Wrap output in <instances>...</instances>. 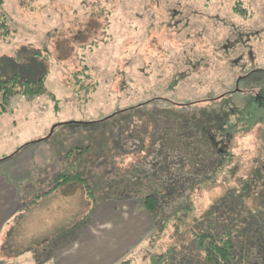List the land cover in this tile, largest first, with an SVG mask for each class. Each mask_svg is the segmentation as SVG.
Wrapping results in <instances>:
<instances>
[{"label":"rangeland","instance_id":"rangeland-1","mask_svg":"<svg viewBox=\"0 0 264 264\" xmlns=\"http://www.w3.org/2000/svg\"><path fill=\"white\" fill-rule=\"evenodd\" d=\"M0 19L8 30L0 36V76L18 80L15 94L0 96L7 134L62 132L71 149L90 146L89 153L88 142L101 145L104 137L105 153L117 156L89 164V183L118 197L140 195L146 211L144 196L156 198L152 226L115 264H208L195 234L209 223L219 231L229 219L245 226V249L257 254L264 243V123H231L247 110L250 91L264 115V0H0ZM153 98L170 103L143 104L149 114L133 108L104 130L86 129L85 122ZM218 106L231 123L222 134L210 130L206 142L197 124ZM144 123L152 136L142 149ZM224 202L233 212L223 211Z\"/></svg>","mask_w":264,"mask_h":264},{"label":"crops","instance_id":"crops-1","mask_svg":"<svg viewBox=\"0 0 264 264\" xmlns=\"http://www.w3.org/2000/svg\"><path fill=\"white\" fill-rule=\"evenodd\" d=\"M39 137L15 139L0 118V264H25L36 252V264H115L129 256L152 226L150 213L140 195L118 197L86 178L89 164L117 153H105L104 137L101 145L88 142L91 158L71 149L62 132Z\"/></svg>","mask_w":264,"mask_h":264},{"label":"trees","instance_id":"trees-1","mask_svg":"<svg viewBox=\"0 0 264 264\" xmlns=\"http://www.w3.org/2000/svg\"><path fill=\"white\" fill-rule=\"evenodd\" d=\"M8 30H5V23H3V21L0 19V36H4L5 33H7ZM255 71L250 72L249 74H246L245 77H251V74H253ZM250 75V76H249ZM17 77V76H16ZM16 77H12V78H8V79H3L0 76V96L3 99V101H5L9 96H11L12 94H15V83L18 81ZM242 79V78H241ZM239 79V80H241ZM40 78L38 79V81H36V89L38 90V84H40ZM238 80V81H239ZM21 84L23 86H25L26 88H28L29 91H31V93H35V89H30L29 86L33 85L32 83H30L28 80H23L21 82ZM25 90L24 92L28 91ZM236 91H241L239 88H237L236 90L224 93V95L221 96V98L223 96H226L228 94H233ZM249 91H247L248 93ZM248 98L246 99V111L249 112L248 115L246 113V111H240L239 114L234 115L235 118V122L231 123L229 121V113L227 112V110L222 107V106H218L215 109H211L207 112H203L204 115L203 117L200 119V122H198L200 125L201 124V135L202 138L206 140V142H209V138H208V132L210 130H215L217 132H219L220 134L223 133L224 131V126L228 125V124H239L240 121H244L247 124L250 123L251 125L253 124H260V123H264V115H262V113L260 112V107L263 105V103L261 102V100H259L257 97V94L253 93V92H249L248 93ZM220 98V97H219ZM167 102L170 103V101L168 102L166 99H157V98H153L152 100L140 103L134 107H130L128 109H122L119 111H116L108 116H106L105 118H102L100 120H94L91 122H85V123H89V124H98L101 123L102 127L106 128V126L109 125V123H111L112 121L116 122V120L119 119L118 114L121 112H125L127 110L133 109L135 108V110H142V114L146 115L149 114L146 111V107L143 108L142 105L143 104H147V103H152L153 106H157L158 102ZM223 104V103H222ZM226 104H223V106ZM3 109H5L4 107H2ZM143 108V109H142ZM249 108V109H248ZM249 110V111H248ZM146 112V113H145ZM167 114L165 115L164 118H171V110H167L166 111ZM156 114H150L147 115L145 117V122L148 121H152L155 120V116L153 115H157V111L155 112ZM129 117V116H127ZM123 119V118H122ZM125 119V117H124ZM120 120V119H119ZM256 120V122H255ZM67 123V122H66ZM80 123V122H79ZM105 123V124H104ZM107 123V124H106ZM65 124V123H63ZM115 124V123H114ZM204 124V125H203ZM143 126V133L142 136L139 138L138 140V144L142 146L143 149V138L145 136H152V133H149L148 130H146V124H142ZM110 128H112V126L110 125ZM118 128L120 130H118ZM115 131H119L120 133L123 132V130H121V128L117 125H115V127L113 128ZM154 133V132H153ZM211 142V141H210ZM173 143V142H172ZM140 146V147H141ZM90 146H85V147H79V149L82 151V154H94L95 153V149L94 147L91 148L93 149V151L91 153L87 152L86 149H89ZM89 155V156H91ZM182 157H184V155L182 154ZM186 157V156H185ZM96 158V157H95ZM211 163V161H210ZM165 164V162L163 163ZM167 166V165H165ZM168 166H170V164H168ZM260 170L258 169L259 173ZM177 173V172H175ZM69 176V174H67ZM67 175H64L63 178H67ZM156 174L153 173V180H155L156 178L154 177ZM259 175V174H258ZM66 176V177H65ZM166 182L170 181V177L168 176V179L165 177ZM242 185H244L243 187L247 190L253 189L251 184H247V183H243ZM243 195H238L236 196L238 199L241 198ZM259 195H257L258 197ZM144 200V204H145V208L150 212V213H154L156 211V203L155 200L156 198L154 197L153 194H146L143 198ZM221 206L224 207V212L227 211H232L229 208V204L228 203H222ZM223 207H221L223 209ZM233 212V211H232ZM229 222L231 224H225V226L222 227L221 230H214L213 226L211 223L207 224L204 228L203 231H198L195 234V239H194V246L200 250V252H202V254H204V261L207 262L208 264H264V243L260 242L257 246L258 252L256 255H249L248 254V250L245 249L248 244L250 243V240L248 238V236L245 238H243L242 233L245 231V226H240V225H236L234 224V220L233 219H229ZM231 231H234L233 234H231Z\"/></svg>","mask_w":264,"mask_h":264}]
</instances>
